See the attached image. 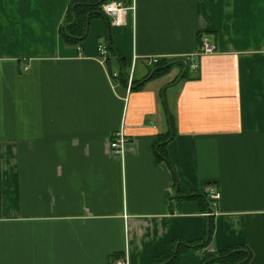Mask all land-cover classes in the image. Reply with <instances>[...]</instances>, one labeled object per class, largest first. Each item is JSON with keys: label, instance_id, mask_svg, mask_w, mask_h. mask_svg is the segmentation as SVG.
<instances>
[{"label": "crops", "instance_id": "1", "mask_svg": "<svg viewBox=\"0 0 264 264\" xmlns=\"http://www.w3.org/2000/svg\"><path fill=\"white\" fill-rule=\"evenodd\" d=\"M70 1L0 0V264H156L210 221L206 251L264 264V0H122L119 25L94 14L76 44L59 34ZM202 35L215 51L191 71ZM149 57L177 62L144 80ZM133 59L127 92L108 73ZM192 191L206 198L177 197Z\"/></svg>", "mask_w": 264, "mask_h": 264}, {"label": "trees", "instance_id": "2", "mask_svg": "<svg viewBox=\"0 0 264 264\" xmlns=\"http://www.w3.org/2000/svg\"><path fill=\"white\" fill-rule=\"evenodd\" d=\"M109 0H71L68 6V9L65 14L63 23L59 28V34L61 39L66 43L76 44L80 38H83L86 35L88 28V21L90 17L94 14H102V5ZM117 60L122 61L121 58L117 57ZM108 59L105 60V63H108ZM175 60L168 61L166 59H159L156 64L151 69L149 75L144 79L152 78L156 75H159L169 69L170 65ZM186 64V62H185ZM189 68V65H188ZM187 66L183 71V76H187ZM117 79L124 81L126 84L127 73L124 71V67H121V70L117 71ZM134 83V79H133ZM141 84V83H140ZM140 84H137L138 87ZM133 84L132 87L133 88ZM171 118V125L173 126V117ZM155 153L158 158L167 159L164 153L163 144H155ZM179 192V188H177ZM177 192V197L179 199H196L201 203L206 198L205 194L201 191H192V192H183L179 194ZM212 224L211 221L208 223L205 231V235L202 239L199 240H172L167 244L164 251L156 259V264H180L179 256L180 253L188 249H204L201 253V264H248L250 259V251L244 247L236 246L227 248L224 250L210 252L206 251L205 248L208 246L211 237H212Z\"/></svg>", "mask_w": 264, "mask_h": 264}, {"label": "built area", "instance_id": "3", "mask_svg": "<svg viewBox=\"0 0 264 264\" xmlns=\"http://www.w3.org/2000/svg\"><path fill=\"white\" fill-rule=\"evenodd\" d=\"M127 8L128 7L124 5L122 0H109L108 2L102 5V12L105 15H107L109 22L112 25H119L123 21V15L125 14ZM129 8H133V6H130ZM98 51H99V55L101 56V61L105 63V56H106L105 47L99 46ZM214 51H215L214 44L209 40L207 35H202L200 52L192 56L191 62L189 64L190 70L196 71L198 69L199 65L197 61V56L199 54L213 53ZM158 60H159L158 57L146 58V62L148 65H154L158 62ZM134 63H135V59H133L130 69L127 73V80H126V91L127 92H129L133 84ZM108 74H109V78L112 83V80L116 78L117 76V71L113 70V71H110ZM127 142H128V137L126 135L124 127L121 126L111 136L110 141H109V148L113 154L122 156ZM205 191L207 195L209 196V198L212 199L214 202L217 201L220 197V192L214 186H207L205 188ZM111 264H129L128 257L127 255H124L121 258H117L113 260Z\"/></svg>", "mask_w": 264, "mask_h": 264}, {"label": "water", "instance_id": "4", "mask_svg": "<svg viewBox=\"0 0 264 264\" xmlns=\"http://www.w3.org/2000/svg\"><path fill=\"white\" fill-rule=\"evenodd\" d=\"M184 62V61H183ZM185 63V62H184Z\"/></svg>", "mask_w": 264, "mask_h": 264}]
</instances>
